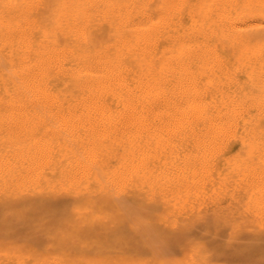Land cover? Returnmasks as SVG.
<instances>
[{
	"label": "bare ground",
	"instance_id": "obj_1",
	"mask_svg": "<svg viewBox=\"0 0 264 264\" xmlns=\"http://www.w3.org/2000/svg\"><path fill=\"white\" fill-rule=\"evenodd\" d=\"M262 117L264 0H0V264H264Z\"/></svg>",
	"mask_w": 264,
	"mask_h": 264
},
{
	"label": "rangeland",
	"instance_id": "obj_2",
	"mask_svg": "<svg viewBox=\"0 0 264 264\" xmlns=\"http://www.w3.org/2000/svg\"><path fill=\"white\" fill-rule=\"evenodd\" d=\"M239 81H241V84L243 85V83H242V81H243V79H242V77H239V79H238ZM243 91L241 92V93H243V92H246V91H248V89H247V85H245L244 86V88L242 89ZM258 127H264V117H262L261 118V120L259 121V126ZM235 153V154H234ZM232 155V156H231ZM225 157H232L233 159H232V164H233V162H235V165L236 164H238V165H240L239 164V162H240V159L243 157V153H242V150L240 149V147H239V145H238V143L236 142V141H231L230 143H229V145H228V147H227V149H226V151L224 152V154L221 156V157H219L217 160H216V164H217V169L221 172V174L222 175H226V176H229L230 178L232 177V171H230V167H229V165L228 164H225L224 162V158ZM259 168H262V167H260L259 166ZM238 201L236 202V203H230L229 205H227V209L229 208V209H232V208H235L237 205H238ZM226 209V210H227ZM225 212V211H224ZM210 213V218L208 217V218H206L207 216H208V214ZM201 214V210H199V212H198V218L196 217V220L197 221H203L204 223H208V222H210V223H215V222H219V221H221V219L216 215V214H214V213H212V212H207V213H202L203 215L204 214H206L205 215V218H204V216L202 215H200ZM213 219H212V218ZM222 218V217H221ZM204 219H205V221H204ZM210 219L212 220V221H210ZM215 219V220H214ZM219 219V220H218ZM207 220H209V221H207ZM215 222H214V221ZM224 221H225V219L224 218H222V222L224 223ZM226 222V221H225ZM229 221H227L225 224H227Z\"/></svg>",
	"mask_w": 264,
	"mask_h": 264
}]
</instances>
